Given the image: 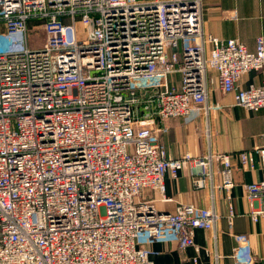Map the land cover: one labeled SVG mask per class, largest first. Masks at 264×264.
Segmentation results:
<instances>
[{
  "label": "built area",
  "instance_id": "2783aa9c",
  "mask_svg": "<svg viewBox=\"0 0 264 264\" xmlns=\"http://www.w3.org/2000/svg\"><path fill=\"white\" fill-rule=\"evenodd\" d=\"M34 21L42 48L30 47ZM203 25V0H0V264H154L141 238L201 254L195 232L215 229L213 209L169 213L142 198L150 190L172 202L165 179L185 167L202 188L214 163L229 191L232 156L169 158L166 122L208 113L210 70L236 106L264 109V80L238 86L264 70V38L250 51L206 37ZM257 152L262 179L245 186L255 222L264 145ZM239 159L252 165L250 153Z\"/></svg>",
  "mask_w": 264,
  "mask_h": 264
},
{
  "label": "crops",
  "instance_id": "0c3cea01",
  "mask_svg": "<svg viewBox=\"0 0 264 264\" xmlns=\"http://www.w3.org/2000/svg\"><path fill=\"white\" fill-rule=\"evenodd\" d=\"M204 34L221 40L244 43L250 51L258 38H264V0H203ZM264 70L252 71L242 77L238 86L246 89L260 85ZM208 113L194 111L189 117L173 118L166 122L168 133L162 136L169 158L185 153L195 156L225 153L232 156L234 187L225 191L214 163L213 178L204 187L192 182L189 168L179 172L177 179H165L166 196L172 202H162L158 193L147 190L142 201H153L159 211L173 213L182 204L199 209H213L218 215L215 229L196 230L195 243L203 248L201 254L193 247L180 251L178 244L165 240L141 238L138 247L150 252L154 264H264V219L255 222L250 216V205L245 186L262 179L258 148L264 145V109L254 112L235 105L234 94H224L218 86V76L208 73ZM250 153L252 165L243 166L239 156ZM235 215L230 224L229 212ZM238 238H244L241 254Z\"/></svg>",
  "mask_w": 264,
  "mask_h": 264
},
{
  "label": "rangeland",
  "instance_id": "374dc122",
  "mask_svg": "<svg viewBox=\"0 0 264 264\" xmlns=\"http://www.w3.org/2000/svg\"><path fill=\"white\" fill-rule=\"evenodd\" d=\"M28 40L31 48H42L45 44V34L43 31V24L41 21H34L29 24ZM180 78L177 77L170 83L178 85Z\"/></svg>",
  "mask_w": 264,
  "mask_h": 264
}]
</instances>
